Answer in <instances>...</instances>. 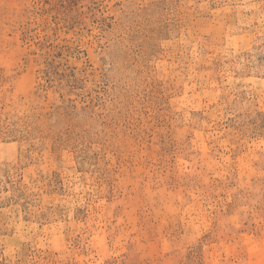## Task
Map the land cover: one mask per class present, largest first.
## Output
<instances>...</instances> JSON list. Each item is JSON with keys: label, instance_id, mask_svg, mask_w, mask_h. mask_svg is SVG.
<instances>
[{"label": "rangeland", "instance_id": "374dc122", "mask_svg": "<svg viewBox=\"0 0 264 264\" xmlns=\"http://www.w3.org/2000/svg\"><path fill=\"white\" fill-rule=\"evenodd\" d=\"M0 264H264V0H0Z\"/></svg>", "mask_w": 264, "mask_h": 264}]
</instances>
